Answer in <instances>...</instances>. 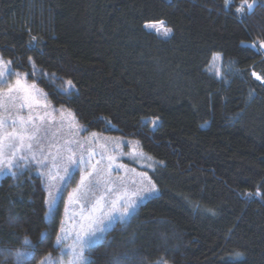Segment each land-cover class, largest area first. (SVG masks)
Segmentation results:
<instances>
[{
    "label": "trees",
    "instance_id": "1",
    "mask_svg": "<svg viewBox=\"0 0 264 264\" xmlns=\"http://www.w3.org/2000/svg\"><path fill=\"white\" fill-rule=\"evenodd\" d=\"M241 3L0 0V56L11 68L30 72L32 57L38 72L27 82L54 107L87 133L138 141L153 161L143 171L159 195L85 252L92 264H264V54L253 46L264 41V6L241 15ZM159 21L169 38L145 30ZM41 69L62 79L41 82ZM68 80L71 102L56 94ZM156 118L158 127L143 123ZM46 198L33 170L0 180V264H16L25 236L38 248L23 264L61 256L53 243L65 195L54 220L43 219Z\"/></svg>",
    "mask_w": 264,
    "mask_h": 264
},
{
    "label": "rangeland",
    "instance_id": "2",
    "mask_svg": "<svg viewBox=\"0 0 264 264\" xmlns=\"http://www.w3.org/2000/svg\"><path fill=\"white\" fill-rule=\"evenodd\" d=\"M151 24L160 27L158 23ZM170 36L171 33L166 38ZM253 46L264 54V44L257 42ZM214 58L210 71L219 77L222 62L219 55ZM8 69H12L11 64L5 67V73ZM16 78L5 75L7 83H1L4 88L3 95L0 96V147L3 149L5 161L12 159V153L15 154L14 164L21 156L34 155L41 163L48 164V168L41 167L38 171L49 178L54 176L55 179H50L52 184L59 181L60 191L56 193L58 204L63 195L66 201L61 226L64 232L59 233L64 238L65 250L74 244L75 234L81 232L82 227L87 225L86 218L100 215L92 207L95 200H100L105 207L109 201L115 200L116 207L120 208L121 198L136 199V189L140 187L143 179L140 173L146 168H152L154 164L143 154L141 145L136 140L124 136L79 131L82 126L76 119L73 120V113L64 108L60 112L52 111L57 107H54L48 98L45 99V92L40 91L36 85V90L31 91L30 95L23 91L9 93L7 89L14 85ZM62 88L67 89L68 85L63 82L60 86V89ZM28 145H31V148ZM69 148L71 153L68 151ZM70 154L75 163L68 166V172L65 174L62 165ZM81 155L88 158V167L80 163ZM12 171L17 169L13 168ZM33 171L36 173L37 169L33 168ZM96 172L100 173V183L90 191L88 185L96 176ZM88 173L92 175L88 176ZM82 176H87L84 186H81ZM75 177L78 181L73 183ZM81 234L83 235L82 232ZM51 258L54 261L60 260L61 264H70L72 261L71 255Z\"/></svg>",
    "mask_w": 264,
    "mask_h": 264
},
{
    "label": "snow or ice",
    "instance_id": "3",
    "mask_svg": "<svg viewBox=\"0 0 264 264\" xmlns=\"http://www.w3.org/2000/svg\"><path fill=\"white\" fill-rule=\"evenodd\" d=\"M232 0H224L225 8L227 10H230ZM258 0H251V3H249V0H242V3L240 7L236 8V13L244 15L245 9H247V14H251L254 11V5H257ZM260 6H264V0H259ZM158 24L160 27H157L156 24H146L145 30L151 32L152 34L157 35L159 38H166L170 35L171 30L168 29L165 26L164 21H159ZM32 41H36V37H32ZM39 42H37L38 45ZM261 44H264V42H261ZM249 47H252L249 45ZM29 67L31 68V71L28 73H18L15 71V69H8L7 73H5L4 69L7 65L11 64L12 61H5L3 57H0V83H7V79H4L5 75L8 77L15 76L17 77L15 80V83L13 86H10L7 90L9 93H13L15 91H23L27 93L28 95L31 94V91L36 90L35 84L29 85L27 83L28 78H31L33 80L36 79L37 74V68L35 65V61H33L32 57H28ZM39 75L41 78V82L47 81L49 84L52 80L55 79H62L60 77L55 76V74H47L42 69L39 71ZM253 75H256L253 73ZM257 79H260V77H257ZM65 83L68 85L67 89H60L56 94L63 95L67 98L68 102H71L73 93H75L77 90L75 88V85L71 80L65 81ZM3 95V90L0 89V96ZM45 95V99H47V95ZM63 109H57L53 108L52 111L54 112H60ZM70 111V110H69ZM73 120L76 119L75 114H72ZM40 119H43V117H40ZM158 118L156 120L147 119L143 121V123L148 124L151 123L154 125V127H158ZM79 131H87L86 128L83 126L79 129ZM96 134H93L95 136ZM29 148H31V145H28ZM69 153H71V149H68ZM12 159H8L7 161L4 160V154L3 149L0 147V180H3L5 178L11 177L14 180H19L20 175H25L27 172H31L33 168L37 169V172L35 173L39 178L44 179L45 181V187L47 190V198L43 201L44 205L47 208V211L44 213L43 219H55V216L59 214V207H58V197L56 195L57 192L60 191L59 189V181H57L56 184L50 183V179H55L54 176L50 177L46 174L40 173L38 171L39 168H48L47 163H41L39 160L36 159L34 155L32 156H21L18 159L17 163H13V159H15V154L12 153ZM103 158V157H101ZM111 159V158H109ZM35 161V163H33ZM80 163L84 164L85 167H88V158H86L84 155H81L79 157ZM72 163H75L72 159V155H68L67 160L63 162L62 170L67 174L68 172V166ZM159 167H164L165 165L163 162H158ZM151 167V165H149ZM15 168L17 171H12V169ZM93 171H95V168L93 166ZM103 171V170H101ZM88 176L92 175V173H88ZM140 175L143 177L142 181L140 182V187L136 189L135 195L136 199L132 198H121V207H116V201H109L107 203V207L103 206L100 202V200H95V202L92 204V207L94 211L99 212L100 215L98 217H92L89 216L86 219L88 220L87 225L83 226L81 229V232H77L74 237V244L69 247L68 249H65L61 255L72 256V261L70 264H92V262L89 260V258L85 255V251H90L93 247L96 245L101 244L105 239L108 231L110 229H113L117 222L121 223H127L130 221L136 214L139 209L140 204L146 202L150 198H154L159 195V189L157 188L155 182L151 179V177H148L147 172H142ZM99 176L100 173L96 172V176L93 178V180L88 185L89 190L91 191L93 187L99 186ZM61 180L63 177L60 178ZM87 179V176L81 177V186L85 185V180ZM31 181H29L30 183ZM135 184V182H133ZM22 185L17 184L16 187H21ZM119 190V189H118ZM247 196L248 198H251L253 195L260 196V190L257 188V191L253 193H246L242 194ZM101 199H103L101 197ZM61 232H64V228L61 227ZM47 233H40V242H44L45 239H48ZM18 242H21L18 240ZM64 244V238L60 235H57L55 238V241L53 243V246L57 248V250H60L63 248ZM38 248V245H34L32 243V240L25 236L22 240V249H17L14 253H12L16 258V264H23L24 260H31L34 258L35 253L33 251H29L28 249H36ZM242 254L241 253H235V256L239 258ZM40 264H61L60 260H52L51 254H48L45 256L41 261ZM113 264H121V261L119 258L115 259ZM158 264H163V261L158 262Z\"/></svg>",
    "mask_w": 264,
    "mask_h": 264
}]
</instances>
